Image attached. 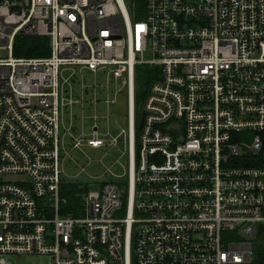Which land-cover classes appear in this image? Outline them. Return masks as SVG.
<instances>
[{"label": "built area", "instance_id": "built-area-1", "mask_svg": "<svg viewBox=\"0 0 264 264\" xmlns=\"http://www.w3.org/2000/svg\"><path fill=\"white\" fill-rule=\"evenodd\" d=\"M141 1L0 0V264H253L264 0ZM17 34L48 36L49 54L14 55ZM119 96L124 123L100 132ZM84 146L113 153L114 180L76 182L74 215L63 164Z\"/></svg>", "mask_w": 264, "mask_h": 264}, {"label": "rangeland", "instance_id": "rangeland-1", "mask_svg": "<svg viewBox=\"0 0 264 264\" xmlns=\"http://www.w3.org/2000/svg\"><path fill=\"white\" fill-rule=\"evenodd\" d=\"M126 110L125 98L119 96L115 104L105 107L104 104L99 105L100 119L97 121L100 132H105L107 126L110 131L116 132L113 124L114 119H118L121 123H124V116ZM108 113V121L105 120V115ZM105 149L103 148H91L84 146L82 151L73 150L71 152L72 157L78 163H74L70 158H65L63 169L65 180L75 181L82 184L91 182H104L113 181L114 177L104 173L103 164H110L111 156L113 153H107L104 155ZM87 157L94 161L88 164L85 168V172L80 171V166H84L87 162ZM102 158V162L100 159ZM113 171H118L113 167ZM11 264H49V258L46 256H34V257H13L9 259Z\"/></svg>", "mask_w": 264, "mask_h": 264}, {"label": "trees", "instance_id": "trees-1", "mask_svg": "<svg viewBox=\"0 0 264 264\" xmlns=\"http://www.w3.org/2000/svg\"><path fill=\"white\" fill-rule=\"evenodd\" d=\"M137 5H141V0H136ZM50 40L46 35L36 34H17L13 43V54L17 56H44L49 54ZM149 71L147 67L137 69L136 82V99L143 94V90L149 83ZM84 189H80L76 182L63 181L60 186V193L66 199L62 207L63 212H72L74 215L79 214L81 198ZM253 264H264V233L260 235L259 241L254 252Z\"/></svg>", "mask_w": 264, "mask_h": 264}]
</instances>
